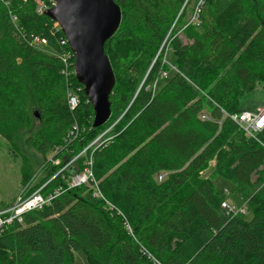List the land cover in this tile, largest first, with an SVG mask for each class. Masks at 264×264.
Wrapping results in <instances>:
<instances>
[{
  "label": "trees",
  "instance_id": "1",
  "mask_svg": "<svg viewBox=\"0 0 264 264\" xmlns=\"http://www.w3.org/2000/svg\"><path fill=\"white\" fill-rule=\"evenodd\" d=\"M114 1L122 22L105 44L112 115L94 128L83 86L65 72L64 34L39 12L52 1L0 0V136L11 142L12 128L38 124L29 144L62 162L24 196L60 194L0 231V264H75L79 252L89 264H264V147L230 118L264 90V0ZM90 160L94 181L70 188ZM217 177L234 184L227 197L246 204L250 219L222 208Z\"/></svg>",
  "mask_w": 264,
  "mask_h": 264
},
{
  "label": "water",
  "instance_id": "2",
  "mask_svg": "<svg viewBox=\"0 0 264 264\" xmlns=\"http://www.w3.org/2000/svg\"><path fill=\"white\" fill-rule=\"evenodd\" d=\"M51 1L54 4L45 15L57 23L68 41L76 79L94 111L93 127H102L112 115L110 98L116 84L105 44L121 26V8L114 0Z\"/></svg>",
  "mask_w": 264,
  "mask_h": 264
},
{
  "label": "rangeland",
  "instance_id": "3",
  "mask_svg": "<svg viewBox=\"0 0 264 264\" xmlns=\"http://www.w3.org/2000/svg\"><path fill=\"white\" fill-rule=\"evenodd\" d=\"M196 2L200 4L203 2V0H196ZM257 2L258 0H249L250 5L256 6ZM186 18L196 21V7L188 9ZM179 37L183 42H185L186 39L182 34H180ZM41 44L43 45L44 43ZM115 44L117 43L114 42L111 44L112 52L115 50ZM41 48L46 49L45 47ZM116 51L118 54L122 52L125 53V55L127 54L123 48H116ZM121 57L124 56L122 54L120 55L119 63H122ZM174 62L175 57L173 50L169 48L167 49L164 63H168L172 66ZM173 75V70L169 73H166L163 78L158 81L157 88H161L162 85L165 84ZM28 104L29 109L35 105L30 97ZM261 106H264V90L261 88L247 96L243 101V109L245 110L256 111V108ZM41 129V126L38 124H33L28 128H12L10 130V134L12 136L11 142L0 136V205L2 203L15 202L20 196L25 195L30 190H34L38 185H41L45 181V183H47L49 179H51L53 169L62 166L61 160H53V157L56 153L53 152L48 157L43 158L37 153L34 147L29 144V141H33ZM258 137L264 143V130L259 133ZM99 140L96 141L94 144L95 146L99 144L97 143ZM10 149L12 152H10ZM121 163L122 161L119 164ZM215 165V161H212L209 169L205 172H202L200 177L203 178L211 175ZM117 166L119 165L117 164ZM63 170L64 169H61L60 171ZM73 176H75V174L72 175V178ZM162 176L163 175L157 177L159 182L164 180L161 178ZM213 183L216 192L220 197L224 198L226 203L230 205H236L242 210L244 208L246 213L241 215H243L245 219L251 218L252 212L246 204L236 203L234 200L227 197V195L230 194L234 189V184L232 182L222 177H217L213 179ZM172 202L174 203L173 200ZM169 207V205L166 206L165 212L169 209ZM31 264H33V260L31 261ZM75 264H89L83 252L76 253Z\"/></svg>",
  "mask_w": 264,
  "mask_h": 264
},
{
  "label": "built area",
  "instance_id": "4",
  "mask_svg": "<svg viewBox=\"0 0 264 264\" xmlns=\"http://www.w3.org/2000/svg\"><path fill=\"white\" fill-rule=\"evenodd\" d=\"M47 10L48 8L45 4L43 3L39 4L40 13H45ZM66 44H68V41L65 38L62 41V45H66ZM65 55L66 57L64 59V63L66 65L65 67L66 74L68 75L71 73L75 74V63H74V67H71L72 63L69 62L71 57H73L72 51L68 52V54H65ZM68 104L71 110L76 109L80 104L79 95L72 90L68 94ZM230 118L236 125H238V127L241 130H243L246 133V135L257 140L264 147V143L258 137L259 133L264 130V106L256 108V111L245 110L241 113L231 115ZM203 119H206V117L203 116ZM95 143L96 141L93 143V145ZM74 160H72L69 164H72ZM91 166H92V161L90 160L84 172L77 174V175L75 174V176L71 178V182L69 185L70 188L87 185L90 183V181H94ZM163 177L164 176H162L161 178ZM59 194H60V190L55 192L54 195L44 196L41 190H38L28 197H25L24 195L20 196L12 204L10 208L0 212V231L3 229L5 225L11 224L15 221H17L18 223H22L23 217L26 214L33 212V211H39V210L44 209V207L50 204L52 199ZM96 195H99V193L97 192ZM222 208L225 209L228 214L234 215V216L241 215V214L244 215L246 213V210L244 208L242 210L236 205H230L226 203V201L222 203Z\"/></svg>",
  "mask_w": 264,
  "mask_h": 264
},
{
  "label": "crops",
  "instance_id": "5",
  "mask_svg": "<svg viewBox=\"0 0 264 264\" xmlns=\"http://www.w3.org/2000/svg\"><path fill=\"white\" fill-rule=\"evenodd\" d=\"M264 168V167H263Z\"/></svg>",
  "mask_w": 264,
  "mask_h": 264
}]
</instances>
